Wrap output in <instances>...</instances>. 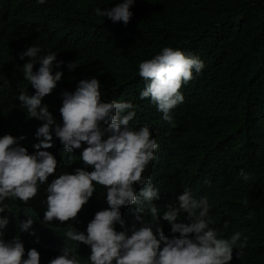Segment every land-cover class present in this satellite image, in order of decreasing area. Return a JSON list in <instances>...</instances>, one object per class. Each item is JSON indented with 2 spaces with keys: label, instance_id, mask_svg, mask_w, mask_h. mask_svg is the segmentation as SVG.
<instances>
[{
  "label": "trees",
  "instance_id": "16d2710c",
  "mask_svg": "<svg viewBox=\"0 0 264 264\" xmlns=\"http://www.w3.org/2000/svg\"><path fill=\"white\" fill-rule=\"evenodd\" d=\"M119 2L0 0V13L15 12L3 25L11 30L9 39H0V137H25L19 143L30 154L43 139L36 135L42 121L29 118L18 99L24 88L20 86L22 74L15 70L12 44L19 36L56 53L64 67L70 61L78 64L74 70L66 68L53 102L46 104L57 123H63L62 93L74 92L83 76L99 80L103 102L117 100L135 106L130 126L139 130L147 125L159 145L143 175L150 176L159 190V199L153 203L165 232L171 234V225L163 221V213L169 205L179 208L178 197L188 189L196 199L207 198L214 221L211 226L222 232L219 238L240 232L239 245L247 237L242 251L234 247L230 264H264V0H135L127 25L95 14L97 7L103 10ZM165 47L197 56L205 65L181 88L184 101L170 113L174 125L164 121L150 98L140 97L147 81L139 75V64ZM54 128L52 147L46 150L58 161L55 175L74 174L76 168L84 167L80 152L87 145L65 152ZM242 169L251 175L250 180L240 177ZM54 178L49 176L48 183ZM134 187L138 192L140 186ZM46 189L47 184L40 185L37 196L27 204L10 198L2 204L11 206L14 222L31 217L41 237L47 235L45 246L57 254L67 244L55 241L52 225L42 223ZM108 207L106 189L97 185L69 225L86 234L95 213ZM135 209L136 205L121 207L122 219L132 221ZM249 214L252 218L246 219ZM144 217L150 220L147 211ZM54 225L61 230L67 227ZM24 239L29 242L31 234L26 233ZM74 246L81 257L90 250L80 242ZM41 250L44 259L47 252ZM237 252H241L238 258Z\"/></svg>",
  "mask_w": 264,
  "mask_h": 264
},
{
  "label": "clouds",
  "instance_id": "9594fccd",
  "mask_svg": "<svg viewBox=\"0 0 264 264\" xmlns=\"http://www.w3.org/2000/svg\"><path fill=\"white\" fill-rule=\"evenodd\" d=\"M37 2L44 4L45 0ZM134 2L122 0L103 10L97 7L95 14L127 25L133 16L130 8ZM14 13L10 10L0 13L1 40L9 39L11 30L3 25ZM12 48L15 70L22 74L20 86L24 88L18 99L29 118L42 121L36 135L43 139L34 145L36 151L30 154L19 143L25 137L10 134L0 137V264H230L242 234L236 232L228 239L219 238L222 232L211 226L214 221L209 215L206 197L196 199L186 189L178 197L179 208L169 205L163 213V221L171 225V234L164 231L159 209L153 203L159 199V190L150 176L143 175L156 158L159 145L147 125L139 130L130 126L136 116L131 102H103L99 80L83 76L74 92L62 93L61 125L46 104L53 102L55 88L63 80L66 68L71 71L78 64L70 61L64 67L65 62L56 53L19 36ZM204 66L197 56L163 48L139 64V75L147 81L140 92L141 99L150 98L163 113L164 121L174 125L170 113L184 101L181 88ZM53 125L65 152L72 153L87 145L80 152L84 167L76 168L74 174L55 175L58 161L46 150L52 147ZM88 167L92 170L87 171ZM239 175L244 181L251 179L243 169ZM49 176H55L50 183ZM43 184H47V210L42 223L52 225L55 241L67 244L57 254L52 253L50 245L45 246L47 235L41 237L31 217L14 222L9 211L11 206L2 204L6 198L27 204ZM97 185L106 189L109 207L95 213L86 234L77 232V228L69 225L70 221L76 220ZM134 185L140 186L138 192ZM129 205H136L134 214L137 215L126 222L120 209ZM146 211L150 220L144 217ZM251 218V214L246 217ZM54 224L67 227L61 230ZM26 233L31 234L29 242L24 239ZM75 242L90 247L85 251L86 256H79ZM246 244L247 237H244L238 245L241 251ZM41 248L47 252L44 259L40 257ZM240 254L236 253L237 258Z\"/></svg>",
  "mask_w": 264,
  "mask_h": 264
},
{
  "label": "bare ground",
  "instance_id": "6f19581e",
  "mask_svg": "<svg viewBox=\"0 0 264 264\" xmlns=\"http://www.w3.org/2000/svg\"><path fill=\"white\" fill-rule=\"evenodd\" d=\"M2 86V85H1ZM12 99V98H11ZM12 100H14V99H12ZM17 103V102H16ZM16 104H15V102H14V106H15ZM8 108H10V107H8ZM6 111V110H5ZM4 121V120H3ZM1 126V125H0ZM54 134V133H53ZM53 139V138H52Z\"/></svg>",
  "mask_w": 264,
  "mask_h": 264
}]
</instances>
